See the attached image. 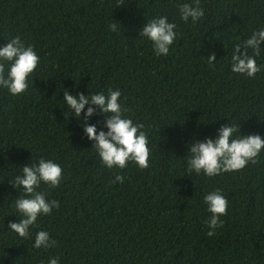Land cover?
<instances>
[{
  "label": "trees",
  "instance_id": "1",
  "mask_svg": "<svg viewBox=\"0 0 264 264\" xmlns=\"http://www.w3.org/2000/svg\"><path fill=\"white\" fill-rule=\"evenodd\" d=\"M193 2L0 0V44L18 35L39 57L23 92L0 88V264H264V149L213 176L189 171L186 151L228 120L264 138V41L253 76L230 69L233 46L264 27V0H198L203 16L181 20L178 6ZM158 16L176 25L166 55L138 34ZM65 88L119 89L123 115L147 137V167L106 168L69 115ZM41 157L61 167L55 187L36 188L58 207L22 238L8 230L22 194L9 181ZM214 190L226 209L209 236L202 197ZM38 230L55 243L34 248Z\"/></svg>",
  "mask_w": 264,
  "mask_h": 264
},
{
  "label": "clouds",
  "instance_id": "2",
  "mask_svg": "<svg viewBox=\"0 0 264 264\" xmlns=\"http://www.w3.org/2000/svg\"><path fill=\"white\" fill-rule=\"evenodd\" d=\"M178 11L181 20L191 18L196 22L203 16V9L198 6V0H194L192 4L181 3ZM175 27L167 17L158 16L143 23L138 34L151 41L155 54L166 55L177 35ZM109 29L115 31L116 25L109 24ZM262 41L264 27L254 30L242 44L233 46L230 57V69L233 73L251 77L259 71L255 56L260 54ZM249 48L252 49V55L244 50ZM38 59L32 46H26L18 35L0 44V88L7 89L13 96L23 92L27 87L26 77L33 72ZM215 59V53L207 55L209 64ZM65 89L62 98L64 105L70 110L69 115L77 120L83 135L92 142L91 147L95 149L106 168H123L127 161L135 162L140 168L147 167V137L140 130L142 125L133 123L123 115L119 89H108L106 93L88 92L87 95L82 92L73 95ZM97 113L103 114L102 123H89L90 118ZM228 121L220 124L214 135L204 136L203 139L193 138L191 142H186V151L190 154L187 159L189 171L197 175L202 172L206 176H213L224 171L238 170L264 149V138L259 133L242 134L239 124ZM97 124H100L99 128ZM19 167V173L9 181L17 193H22L14 200L19 219L9 221L8 230L23 238L29 234V228L34 225L38 216L46 215L58 207L57 201L46 199L45 194L36 191V188L41 182L55 187L61 178V167L53 160L43 157L35 163H26ZM114 179L117 182L122 181L119 174ZM202 199L206 210L211 214L206 220L207 235L211 236L213 230L222 223L219 217L225 212L226 199L215 190L206 192ZM54 243L47 231L38 230L34 234L32 246L47 248ZM47 264H58V259L50 257Z\"/></svg>",
  "mask_w": 264,
  "mask_h": 264
}]
</instances>
